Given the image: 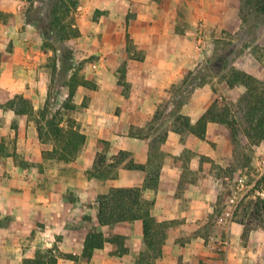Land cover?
<instances>
[{
	"label": "crops",
	"instance_id": "obj_1",
	"mask_svg": "<svg viewBox=\"0 0 264 264\" xmlns=\"http://www.w3.org/2000/svg\"><path fill=\"white\" fill-rule=\"evenodd\" d=\"M117 1L87 0L96 7L112 10ZM124 1L126 6L132 5L131 1ZM134 1L140 11L138 22L157 8L154 0L148 6L149 1ZM206 1L215 7L213 11L205 8ZM196 2L197 10L189 15L193 26L187 32L196 30L200 15L205 20L200 23L206 28H240L239 21L233 26L225 18L224 3ZM27 6L28 0H0V12L6 15L0 18V138L6 146H16L11 153H4L5 162L0 163V264H25V259H34L42 250L39 247L55 243L60 244L58 261L64 264H264L263 228L251 230L245 238L243 224L232 221L227 227H219L215 223L218 203L224 196L217 179L227 174L225 169L234 160L232 136L226 124L208 122L205 139L169 131L160 148L158 183L156 187L146 186L151 169L158 162L157 153L150 144L152 137H132L129 130L132 125L142 127L152 121L158 106L171 98L173 84L184 78L183 69L188 63L183 65V60L178 64V59L151 53L128 60L131 85L127 95L115 81L104 82L101 77L96 90L80 86L74 96L76 119L87 136L86 142L78 157L59 163L51 178L42 171L43 149L35 122L6 108L11 99L22 94L32 100L34 110L42 109L51 78L43 65L51 50L42 47L34 27L25 25ZM151 20L152 17L146 27H150ZM85 94L92 98L83 104ZM115 95L118 101H114ZM200 95L204 104L197 107L193 102ZM214 95L212 87L205 84L182 107L192 124L211 106ZM98 152L107 158L103 170L110 169L105 173L95 172ZM121 152L127 156L117 162L119 166L107 167L118 160L116 156ZM127 160L144 165L145 169H128ZM136 186L142 188L144 199L154 201L152 216L166 229L158 255L153 256L157 251L147 245L143 220L138 219L115 223L124 229L120 231L123 235H129L125 228L134 226L136 243L119 248L107 240L103 247L94 249L90 259L83 257L90 229L101 226L105 232L104 228L110 226L99 221L100 196L112 188ZM220 241L227 242L223 250L218 249ZM62 253L78 255L79 259L59 256Z\"/></svg>",
	"mask_w": 264,
	"mask_h": 264
},
{
	"label": "trees",
	"instance_id": "obj_2",
	"mask_svg": "<svg viewBox=\"0 0 264 264\" xmlns=\"http://www.w3.org/2000/svg\"><path fill=\"white\" fill-rule=\"evenodd\" d=\"M24 13V23L34 27L42 37V47L54 51L52 58V74L48 86L47 97L42 109L39 110L35 125L41 143H50L52 149L43 150V158L56 161L69 162L77 158L82 146L86 142V134L81 130L80 124L72 115L64 112L74 111L77 107L73 101L79 86H86L91 82L81 73V68L76 62L75 49L70 41L80 37L81 30L78 26V6L80 0H28ZM239 14L242 26L228 41H218L215 50L206 60L195 69L188 71L184 78L172 86V99L167 107L177 115L175 124L167 129L160 137L157 146L151 140V146L156 151L157 161L146 181V186L156 187L160 174V148L168 137L169 131H176L182 135L187 133L205 139L207 124L210 121L226 124L235 141L239 131L254 143L264 141V90L258 86V80L253 75L232 68L243 51L250 46V42L257 36L260 27L264 25V0H239ZM0 16H6L0 12ZM9 16V15H8ZM1 17V18H2ZM227 73V75H226ZM225 74L229 87L242 84L246 87L244 95L246 104L230 118L231 108L228 105L218 106L216 100L200 117L196 124H192L190 117L181 112L188 97L197 87L207 84L210 79ZM19 103L28 104L22 95L11 99L6 108L15 109L20 115L28 114V109H16L15 99ZM33 112L34 109L32 108ZM156 111L154 118L157 116ZM153 118V119H154ZM136 126L132 125L129 135L132 137L149 138V136L136 134ZM121 152L120 154H124ZM97 153L98 163H102L105 156ZM116 162V163H115ZM107 167H118L117 161ZM128 169H145L144 165L127 162ZM110 168H107L109 170ZM106 171L103 170L105 173ZM264 182V176L262 178ZM245 202V201H244ZM243 202V203H244ZM240 205L235 213L234 221L244 225V237L247 238L251 230L261 227L264 229V199L257 198L248 205ZM154 207L153 200L142 197L141 187L112 188L108 194L99 198L98 218L102 225H111L121 221L143 220V232L147 245L158 251L166 238V229L163 223L158 222L151 213ZM108 239L97 230H91L85 240L83 257L90 259L95 248L103 247ZM50 251L39 250L34 259H25V264H57L58 256ZM59 256L78 260L79 256L71 253H62Z\"/></svg>",
	"mask_w": 264,
	"mask_h": 264
},
{
	"label": "rangeland",
	"instance_id": "obj_3",
	"mask_svg": "<svg viewBox=\"0 0 264 264\" xmlns=\"http://www.w3.org/2000/svg\"><path fill=\"white\" fill-rule=\"evenodd\" d=\"M128 1H131V6H126L124 0H118L115 2L114 10H112L111 8L104 6H102V8L96 7L93 4L88 3L87 0H80L77 12L78 26L81 30V35L80 37L71 40L69 43L75 49L76 62L81 68V73L91 82L90 84L83 86L86 89H98V78L101 77L104 82L115 81L117 86L122 88L123 94L127 95L130 91L131 85L128 81V60L140 59L146 53L164 55L173 60L178 59V64L180 60H183V65L188 63L187 67L183 69L185 76L188 71L195 69L202 64L206 58L213 53L218 41H228L237 34L242 26L241 15L239 14V7L241 6L239 0H215L224 3L225 7H227L225 18L228 22L231 21V25L236 26V23L238 24L239 21L240 28H238V30L227 29L222 26L205 28L207 46L204 50L200 51L197 47L198 42L196 41V36L194 34L195 30L192 33L186 31L189 26H193V24H191L192 18H190L189 15L194 10H197L198 3L196 0H154V4L157 7L153 12L154 14H147V16L143 17V21L139 22L137 19L140 11L135 8V1ZM147 1H149V3H146ZM142 2L146 3L148 6L152 0H142ZM205 8H209L211 11H213V8L215 9V7L208 1L205 3ZM222 16L223 15H221V18H223ZM1 17L2 16H0V18ZM150 17H152V20L149 23L150 27H146ZM198 20V23L205 21L201 15L198 17ZM139 44H141V47ZM249 44L250 46L246 48L243 53L236 58V61L232 63V68L245 71L256 77L258 80L257 85L261 87V90H264V25L260 27L257 36ZM142 45L147 46V49L142 48ZM54 55V51L51 50V54L43 64L50 72V76L52 74L51 64ZM226 81L227 78L225 74H221L220 76L210 79L207 84H209L214 90V101L216 100L218 106L221 107L222 105H228V107L231 108V118L240 107L246 104L244 98L246 87L242 84L229 87ZM106 85H108V83H106ZM201 87H197L193 91L186 100V103L194 99V93ZM76 93L74 96H76ZM25 98L28 102L27 106L20 104L18 98L15 99L17 106L16 109H24V106H26L28 114L25 115H27L28 119L35 122L40 109L32 112V100L28 97ZM91 98L92 96L85 94L83 104L88 100H91ZM170 99H172V96ZM115 100H119L116 99V95L114 96V101ZM73 101L75 102V98H73ZM168 101L158 106V109L156 110L158 111L157 116L152 119V121H148L142 127L137 126L135 129L136 134L152 137L155 147L158 146L159 139L164 132L167 129L172 128L176 123L175 117L177 114L167 107ZM193 103H196L197 107H202L204 104L202 95H200L199 99L195 100ZM76 110L77 108L74 111L64 112V114H70L72 117L76 118ZM120 110L121 107L118 106V112H120ZM156 140L158 141L157 146L155 144ZM3 141L4 139L0 138L1 164H4L5 162V159L2 158L4 153H11L10 151L16 147L14 143H12V146L8 147ZM41 145L43 150L52 149L50 143H42ZM7 148H9V151ZM233 148L234 160L231 165L225 169V172L234 173L238 168L246 166L258 173L261 171L262 168L260 163L261 160L264 159V141L254 143L246 138L243 132L239 131V135L236 140L233 141ZM126 156V153L119 154L116 156L118 158L117 162H119L121 158H126ZM106 161V156L102 163H98V159L95 158V172L99 170L102 171ZM18 162L27 165L23 159H19ZM61 162L64 161L47 159L44 160V163L40 168L42 171H46L51 178V176L55 175V169ZM44 167H46V169H44ZM95 172L92 171V173ZM260 185L264 187L262 179ZM252 200L255 199L247 198L242 206L248 205ZM91 230L106 233L107 237L114 240L119 248L124 247L126 244L130 245L136 243V237L134 236L136 234V228L132 225L125 228L126 231H129V235L120 234V231L124 229L121 230L120 228H117L116 224L105 227V232L102 230L101 226H93L90 231ZM58 241L61 240L58 239ZM59 245V243H55V245L51 247L45 246L39 247V249L50 251L55 255L59 254ZM64 263V261H57V264Z\"/></svg>",
	"mask_w": 264,
	"mask_h": 264
},
{
	"label": "built area",
	"instance_id": "obj_4",
	"mask_svg": "<svg viewBox=\"0 0 264 264\" xmlns=\"http://www.w3.org/2000/svg\"><path fill=\"white\" fill-rule=\"evenodd\" d=\"M205 28L204 24L199 23L194 32L200 51L207 46ZM260 166L262 169L259 173L246 166L217 179V183L224 191V196L218 203V214L215 219L217 226L227 227L230 222L234 221L236 211L247 198L264 199V187L260 185L264 174V159L261 160ZM226 244L227 242L220 241L218 249L223 250Z\"/></svg>",
	"mask_w": 264,
	"mask_h": 264
}]
</instances>
